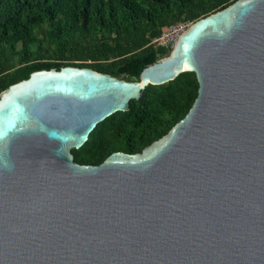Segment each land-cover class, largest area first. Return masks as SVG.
<instances>
[{
    "label": "water",
    "instance_id": "1",
    "mask_svg": "<svg viewBox=\"0 0 264 264\" xmlns=\"http://www.w3.org/2000/svg\"><path fill=\"white\" fill-rule=\"evenodd\" d=\"M187 71L197 97L165 135L74 160L97 123ZM0 264H264V0L192 22L139 80L66 65L3 90Z\"/></svg>",
    "mask_w": 264,
    "mask_h": 264
},
{
    "label": "trees",
    "instance_id": "2",
    "mask_svg": "<svg viewBox=\"0 0 264 264\" xmlns=\"http://www.w3.org/2000/svg\"><path fill=\"white\" fill-rule=\"evenodd\" d=\"M236 0H0V93L41 69L89 67L128 81L171 48L154 39L178 22H194ZM194 72L147 85L126 111L97 123L72 149L80 164L111 153H138L181 120L198 94Z\"/></svg>",
    "mask_w": 264,
    "mask_h": 264
},
{
    "label": "built area",
    "instance_id": "3",
    "mask_svg": "<svg viewBox=\"0 0 264 264\" xmlns=\"http://www.w3.org/2000/svg\"><path fill=\"white\" fill-rule=\"evenodd\" d=\"M192 22H178L163 29L160 36L154 39L157 45L172 48L180 35L190 26Z\"/></svg>",
    "mask_w": 264,
    "mask_h": 264
},
{
    "label": "clouds",
    "instance_id": "4",
    "mask_svg": "<svg viewBox=\"0 0 264 264\" xmlns=\"http://www.w3.org/2000/svg\"><path fill=\"white\" fill-rule=\"evenodd\" d=\"M172 49V48H171Z\"/></svg>",
    "mask_w": 264,
    "mask_h": 264
}]
</instances>
